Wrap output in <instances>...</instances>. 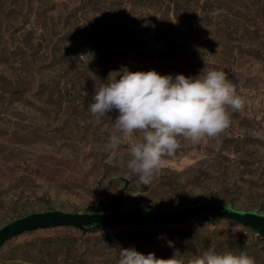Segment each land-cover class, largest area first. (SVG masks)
Returning a JSON list of instances; mask_svg holds the SVG:
<instances>
[{"label":"rangeland","instance_id":"obj_1","mask_svg":"<svg viewBox=\"0 0 264 264\" xmlns=\"http://www.w3.org/2000/svg\"><path fill=\"white\" fill-rule=\"evenodd\" d=\"M0 54V75L11 81L0 85V228L28 213L106 212L118 197V210L221 203L264 214V0H0ZM123 69L225 71L245 103L228 109L231 123L219 136L198 144L178 137L160 174L142 185L126 166L128 142L115 157L107 147L118 111L97 122L88 110L95 89ZM14 90L20 100L9 98ZM144 226L157 233L144 244L152 253L169 227L222 239L258 235L215 216ZM138 227L24 232L0 248V264H114L105 249L90 253L106 245L97 237ZM64 237L77 239L67 254Z\"/></svg>","mask_w":264,"mask_h":264},{"label":"clouds","instance_id":"obj_2","mask_svg":"<svg viewBox=\"0 0 264 264\" xmlns=\"http://www.w3.org/2000/svg\"><path fill=\"white\" fill-rule=\"evenodd\" d=\"M121 72L118 78L107 79L95 89L88 110L97 122L108 112L118 111L107 147L115 157L122 141L128 142L130 159L126 166L142 185H150L160 174L163 158L179 147L178 137L198 144L205 138L219 136L230 126L228 109L240 110L245 103L225 71L204 69L195 77L161 75L155 70ZM168 243L172 246L171 241ZM118 264H183V261L175 256L163 259L155 253L145 255L134 248H121ZM189 264L256 262L244 252L217 253L209 247Z\"/></svg>","mask_w":264,"mask_h":264},{"label":"water","instance_id":"obj_3","mask_svg":"<svg viewBox=\"0 0 264 264\" xmlns=\"http://www.w3.org/2000/svg\"><path fill=\"white\" fill-rule=\"evenodd\" d=\"M120 199L121 197L107 200L105 205L109 210L106 212L67 213L49 210L28 213L0 228V248L13 237L37 229L72 227L85 231L126 226L186 225L200 216H215L218 221L224 219L236 221L256 231L261 238H264V214L256 210L243 211L221 203H195L166 211H152L146 208L118 210L114 204Z\"/></svg>","mask_w":264,"mask_h":264},{"label":"trees","instance_id":"obj_4","mask_svg":"<svg viewBox=\"0 0 264 264\" xmlns=\"http://www.w3.org/2000/svg\"><path fill=\"white\" fill-rule=\"evenodd\" d=\"M3 59V54H0V59ZM7 58V57H6ZM4 57L3 60H6ZM11 81L7 79L5 76L0 75V85H9ZM21 93L19 91H12L10 93L11 101H17L21 99ZM160 230H163V227H160ZM110 231L106 234L99 235L97 239L99 241L103 240L106 242V245L99 246L96 249H92V252H105V254L110 257V260L114 262V264H118V260L120 259V249H128L134 248L136 251L141 252L145 255L148 253H152L150 249L144 248V244L151 242H157L156 231L152 229L150 226L133 228L132 234H128L127 231ZM100 229H87L83 234H94L99 232ZM167 236L163 237L158 245L157 250L154 252L157 258L170 259L175 256L176 259L183 261V264H189V262L199 254H202L203 251L207 250L209 247L215 249L217 253H224L227 251H231L234 254L239 255L241 252L246 253L249 257H253L255 261L264 256V238H261L259 235L252 237L249 240L230 238V239H222L215 238L214 233L208 230H198V229H190L188 227H182L181 229L175 227H169L167 229ZM65 240H62L64 249L62 251L67 254L71 252L72 247L75 246L76 238L64 237ZM129 240L133 243H127ZM176 240L181 242L182 245L178 246L173 241ZM169 241L172 242V246H169ZM175 248H178L177 250ZM96 250V251H95ZM80 258L78 259V263ZM264 260V259H262ZM40 264V263H33Z\"/></svg>","mask_w":264,"mask_h":264}]
</instances>
